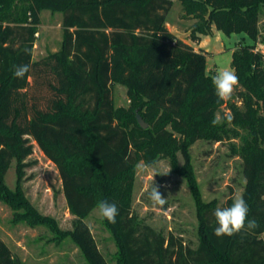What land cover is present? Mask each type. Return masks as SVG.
I'll list each match as a JSON object with an SVG mask.
<instances>
[{"label":"trees","instance_id":"obj_1","mask_svg":"<svg viewBox=\"0 0 264 264\" xmlns=\"http://www.w3.org/2000/svg\"><path fill=\"white\" fill-rule=\"evenodd\" d=\"M182 18L195 19L189 39L243 32L252 44L232 51L231 67L242 87L228 107L232 127L213 126L218 101L207 74L206 52L170 31L165 17L172 0H0V199L16 220L30 225L39 215L4 182L11 162L18 168L33 152V135L61 180L72 227L66 232L88 264H107L85 221L101 200L119 209L115 224L103 218L121 264H264V52L259 10L264 0H179ZM60 12L56 51L33 60L41 10ZM25 49H30L27 54ZM29 64L25 78L13 66ZM125 87L126 106L115 105L114 84ZM238 85V86H239ZM140 119L146 127L140 125ZM241 195L259 227L216 237V199L197 200L198 243L167 235L141 221L129 204L135 166L154 164L199 139L237 137ZM21 211V212H20ZM0 264H26L0 237Z\"/></svg>","mask_w":264,"mask_h":264},{"label":"rangeland","instance_id":"obj_2","mask_svg":"<svg viewBox=\"0 0 264 264\" xmlns=\"http://www.w3.org/2000/svg\"><path fill=\"white\" fill-rule=\"evenodd\" d=\"M182 14L181 2L172 0L165 17L166 26L195 49L205 50L207 74L214 76L222 69L233 70L232 51L239 45L253 43V40L243 32L225 34L214 26L211 33L199 35L197 41H192L189 35L195 19L182 18ZM61 16L60 12L45 9L39 12V24L42 25L39 30L40 38L49 45L50 50L59 47V33L50 25L61 23ZM259 28L261 34L256 48L264 52V6L259 10ZM241 88L240 85L237 86L231 99L224 101L216 113L222 116L231 113L229 103L241 108V100L236 96ZM125 90L121 84L113 85L115 105L128 104ZM258 112L264 113L262 109H258ZM222 125L225 128L233 126L227 121ZM237 131V137L219 141L204 138L193 142L188 147V164L180 151L158 160L147 171H141L137 167L144 165L140 161L134 169L129 196V204L138 218L165 235L173 232L196 246L197 200L216 199L219 204H224L229 197L242 192L244 179L241 173L242 159L238 151L243 143L245 129L238 126ZM28 138L33 145V152L23 159L19 168L15 160L11 162L4 182L12 192L17 190L39 215L53 222L52 225L48 223L30 225L24 220H16L15 210L0 199V237L9 246L12 254L26 264H88L66 234L72 227L73 217L66 205L58 171L52 161L44 155L33 135L28 134ZM166 172L167 175L157 174L154 182L158 186L167 185L166 189L164 187L160 189L167 198V203L163 208L154 207L148 198L153 174ZM85 221L107 264H121L117 259V246L112 233L99 214L98 204L93 207Z\"/></svg>","mask_w":264,"mask_h":264},{"label":"clouds","instance_id":"obj_3","mask_svg":"<svg viewBox=\"0 0 264 264\" xmlns=\"http://www.w3.org/2000/svg\"><path fill=\"white\" fill-rule=\"evenodd\" d=\"M27 54H31L30 49H25ZM30 71L29 64L14 65L13 75L17 79L25 78ZM212 85L215 90V95L218 101L230 100L235 88L239 85V77L234 70L222 69L212 77ZM234 119L231 113H225L223 116L220 113H215L211 123L213 126L222 125L225 121L231 122ZM141 171L151 169V164L137 165ZM166 173H154L152 177V185L148 193V198L154 207L163 208L167 203L164 193L160 190L161 187L167 188V185L158 186L154 182V177L159 175H167ZM99 214L109 223L115 224L116 217L119 215V209L115 203H110L107 200L98 202ZM249 205L241 194H236L233 197L232 204L229 207L216 208L214 217L217 227L214 228L216 237H232L245 230H254L259 227L258 221L253 217L249 218Z\"/></svg>","mask_w":264,"mask_h":264},{"label":"crops","instance_id":"obj_4","mask_svg":"<svg viewBox=\"0 0 264 264\" xmlns=\"http://www.w3.org/2000/svg\"><path fill=\"white\" fill-rule=\"evenodd\" d=\"M40 26L42 27L41 24L38 25V30L36 32V40L33 46V51H32V59L33 60H38L42 57H44L45 55H47L49 52H53L56 51L55 50H50L49 45H47V43H45V41L41 40L40 38ZM51 27L54 26V28H56V32L59 33V46H60V42H61V36H62V29H61V23L57 22L56 25H50ZM42 44V45H41ZM41 45V47H40Z\"/></svg>","mask_w":264,"mask_h":264},{"label":"water","instance_id":"obj_5","mask_svg":"<svg viewBox=\"0 0 264 264\" xmlns=\"http://www.w3.org/2000/svg\"><path fill=\"white\" fill-rule=\"evenodd\" d=\"M139 122H140V125H141L142 127H146L147 124H146L145 122H143L141 119H140Z\"/></svg>","mask_w":264,"mask_h":264}]
</instances>
